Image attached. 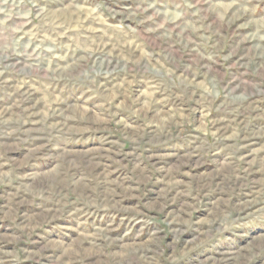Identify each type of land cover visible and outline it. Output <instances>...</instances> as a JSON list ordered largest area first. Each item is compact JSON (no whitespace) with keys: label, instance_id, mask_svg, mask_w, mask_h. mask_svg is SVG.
I'll list each match as a JSON object with an SVG mask.
<instances>
[{"label":"rangeland","instance_id":"1","mask_svg":"<svg viewBox=\"0 0 264 264\" xmlns=\"http://www.w3.org/2000/svg\"><path fill=\"white\" fill-rule=\"evenodd\" d=\"M0 264H264V0H0Z\"/></svg>","mask_w":264,"mask_h":264}]
</instances>
